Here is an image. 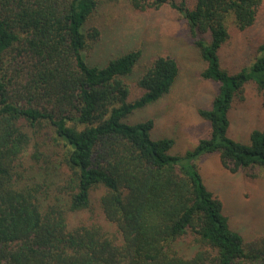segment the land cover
<instances>
[{
  "label": "trees",
  "instance_id": "trees-1",
  "mask_svg": "<svg viewBox=\"0 0 264 264\" xmlns=\"http://www.w3.org/2000/svg\"><path fill=\"white\" fill-rule=\"evenodd\" d=\"M98 1L0 0V264H264V233L243 239L230 228L192 162L214 152L230 171H264V128L247 142L227 134L248 82L264 104V42L235 72L220 56L231 28L251 26L263 0H128L139 11H178L201 76L218 83L197 109L208 136L182 155L171 152L173 138L151 137L152 118L127 121L168 93L175 58L154 57L128 100L125 78L141 50L103 66L82 54L98 37L83 30Z\"/></svg>",
  "mask_w": 264,
  "mask_h": 264
},
{
  "label": "rangeland",
  "instance_id": "rangeland-1",
  "mask_svg": "<svg viewBox=\"0 0 264 264\" xmlns=\"http://www.w3.org/2000/svg\"><path fill=\"white\" fill-rule=\"evenodd\" d=\"M98 30L97 39L82 54L89 64L103 66L109 58L131 49H140L141 57L132 73L125 78L128 100L141 93L135 80L158 55H170L178 65V75L167 94L156 102L134 111L128 118L136 122L152 118L150 135L174 140L171 152L182 155L192 149L200 138L208 136V124L198 108H208L218 83L205 79V68L198 49L187 35L185 21L168 5L139 11L128 0H99L96 9L85 22L83 30ZM264 42V0L256 12L254 23L244 30L231 28L228 44L221 50L223 66L230 72L247 66ZM243 98L232 103L227 134L247 142L253 128H264V104L253 82H248ZM48 139L49 133L36 134ZM204 184L221 199L230 228L243 239L264 233V171L261 168L230 171L221 165L217 153L211 152L192 161ZM55 169V161H52ZM101 189L93 193L92 205Z\"/></svg>",
  "mask_w": 264,
  "mask_h": 264
}]
</instances>
